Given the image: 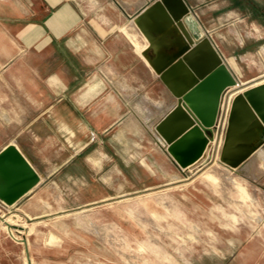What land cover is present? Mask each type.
<instances>
[{"label":"crops","instance_id":"obj_1","mask_svg":"<svg viewBox=\"0 0 264 264\" xmlns=\"http://www.w3.org/2000/svg\"><path fill=\"white\" fill-rule=\"evenodd\" d=\"M155 1L0 0V154L16 147L39 175L20 199L31 196L27 210L45 203L47 187L60 196L62 187L89 186L95 194L70 211L148 213L161 228L163 218L183 219L177 226L187 230L178 234H211L195 220L213 218L217 234H243L220 225L227 216L214 204L227 197L212 199L203 177L227 166L210 156L182 169L156 132L177 99L128 30ZM184 2L242 88L264 76V0ZM162 40L161 51L177 49L174 38ZM83 152L87 161L76 163ZM233 197L226 201L242 203ZM187 238L184 245L193 248L196 239Z\"/></svg>","mask_w":264,"mask_h":264},{"label":"rangeland","instance_id":"obj_2","mask_svg":"<svg viewBox=\"0 0 264 264\" xmlns=\"http://www.w3.org/2000/svg\"><path fill=\"white\" fill-rule=\"evenodd\" d=\"M246 87L229 96V110L234 94ZM221 146L222 140L218 146L215 142V164ZM85 152L76 163L87 161ZM223 168L203 174L210 188L207 193L212 199L242 197L241 204L224 200L214 205L223 207L227 216L220 219V225H225L227 232L240 229L243 234H217L218 220L213 218L195 220L211 234H178L187 230L177 226L183 219L163 218L159 220L161 228L148 213L145 218L136 217L137 212L125 218H106L101 213L73 212L70 209L94 195L95 188L66 186L59 196L58 188L50 186L44 194L45 203L29 210L26 205L31 196L12 206L0 201V216L6 220L0 222V264H264V145L240 168L242 175ZM245 183L251 184V189L243 186ZM206 190L204 187L205 194ZM250 194L256 196V203H245ZM186 237L196 239L193 248L191 243L188 249L184 245Z\"/></svg>","mask_w":264,"mask_h":264},{"label":"water","instance_id":"obj_3","mask_svg":"<svg viewBox=\"0 0 264 264\" xmlns=\"http://www.w3.org/2000/svg\"><path fill=\"white\" fill-rule=\"evenodd\" d=\"M128 30L147 47L143 56L177 99L156 126L175 162L182 169L203 166L213 156L215 142L222 140L218 161L240 169L264 145V80L234 94L223 127L219 122L223 96L239 83L184 0H156ZM163 36L175 39L174 52L161 51ZM39 182L16 147L0 154V200L5 205H14Z\"/></svg>","mask_w":264,"mask_h":264},{"label":"bare ground","instance_id":"obj_4","mask_svg":"<svg viewBox=\"0 0 264 264\" xmlns=\"http://www.w3.org/2000/svg\"><path fill=\"white\" fill-rule=\"evenodd\" d=\"M264 79V76H262V77H260L259 79H257V80H255L254 82H250V83H247V84H249V85H246V86H250V85H254V84H256L257 82H259V81H261V80H263ZM245 85V84H244ZM242 88V85H240L239 84V86H236V87H231L230 89H229V91L227 92V94H226V102H225V110H227L228 109V107H229V96H231V94H233L234 92H236L237 90H239V89H241ZM217 146H218V142H217ZM262 147V146H261ZM261 147H259V148H261ZM258 148V149H259ZM257 149V150H258ZM256 150V151H257ZM255 151V152H256ZM1 221H6L4 218H2L1 216H0V222Z\"/></svg>","mask_w":264,"mask_h":264},{"label":"built area","instance_id":"obj_5","mask_svg":"<svg viewBox=\"0 0 264 264\" xmlns=\"http://www.w3.org/2000/svg\"><path fill=\"white\" fill-rule=\"evenodd\" d=\"M225 102H226V95L223 96L220 114H219V122H220V124L223 125V127H225L224 124H227V119H228V115H229V109L225 110Z\"/></svg>","mask_w":264,"mask_h":264}]
</instances>
